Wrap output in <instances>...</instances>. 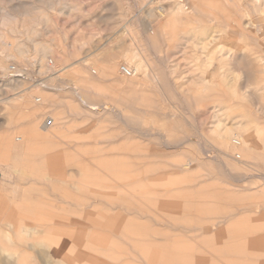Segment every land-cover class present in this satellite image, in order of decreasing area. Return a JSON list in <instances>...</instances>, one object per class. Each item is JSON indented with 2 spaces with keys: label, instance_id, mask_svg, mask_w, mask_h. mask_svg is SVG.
<instances>
[{
  "label": "rangeland",
  "instance_id": "obj_1",
  "mask_svg": "<svg viewBox=\"0 0 264 264\" xmlns=\"http://www.w3.org/2000/svg\"><path fill=\"white\" fill-rule=\"evenodd\" d=\"M51 1H53L56 4L55 6L57 9H59V8L63 9L64 6H69V7H71V9H70L71 11L68 10V12L66 11V13H65V12H58L56 10H51L53 12H51L49 10V12H48V10H47V14L50 17L49 20L51 22L48 20L47 24L43 23V24H40L41 26L40 25L36 26L37 27L36 28L37 34L31 36L34 39L38 40L39 42L46 43L47 45H49L51 47V52L48 55L45 63L47 64L48 61L52 60L53 64H51V63L50 64L53 68L48 69V72L45 71V73H44L43 71L39 70V62H38L37 57H35L36 56L35 49H34L33 45L30 44L29 41L27 40V39H29V36H30L27 34V31L29 29H31V27L33 26L32 19H30V18L25 19V18L18 16L19 17L18 20L15 21L12 25L8 26V28H7V26H4L3 23L1 22V11L4 9L6 11H9L11 13L13 12V14H15V12L17 11L16 8H18V7L21 8V7L26 6V5H27L26 7H30L33 5H35V6H41L42 5V7L45 8L44 1L43 0L42 1L41 0H0V35L3 34V32L7 33L8 39L10 41H12L13 43H15L16 40H18V41L22 40L21 42L28 44V49H29V51L23 57L19 56L18 53H16L14 50H12L16 59H10V58H8L7 48L3 47V46L0 47V186H2V187H0V202L5 201V203H3L5 205V207H4L5 209L2 208V210L0 212V229H1L0 230V251H1L0 254L2 253L0 255V260L2 261V258H3V262L0 261L1 262L0 264H2V263L3 264L4 263L10 264L11 262H12V264H15V263L18 264L16 258H18L19 256H16V255H19V254H16V253L20 249H21V251H26L29 253L30 260H29V263H27V264H43L42 261L44 263H45V261H47L45 264H48V262H50V264H53V263L58 264V262H60L59 264H76V262H74V261H68L67 259H65L64 255L55 254L54 247L52 248V246H49L50 247L49 248L50 251H49L48 246L45 245L44 247H41L42 244L37 245V244H39V242L40 243L42 242L44 245L45 240L42 239L43 237H41V235L37 236L38 234L35 232L34 226L35 227H37L39 225H42V226L45 225L46 227L47 226H55V225H57L55 227H58L60 225H61V227L67 226V224H65L63 222V218L67 217L66 214H63L64 213V210H63L64 205L61 204V201L59 202V200H57L58 198L55 197L57 195H60L61 190L63 192L64 189H68V190L72 189V190H75L76 194H77V192H78L77 190L79 189L80 191L82 190L83 193L85 192V193L89 194L90 192L94 193L92 187L96 183V180H97L96 184L98 186V189H100V190H102L101 188H103V187H101V186H103V185L109 186L111 184L116 183L115 178L113 180L114 182H112L111 178H110V181L108 180V178H106L105 173H104L105 168H106L105 166H101L102 168H99L96 171L97 174L92 172V173H90L91 175L87 174V176L83 177V176L74 175V171H78V169H80V168H90V167H84L85 165H82V166L81 165L80 166L65 165V166H67L66 167L67 169H71L70 173L72 172L71 175H73V176L66 175V180H68V179L69 180L66 184H64L63 182H61V181H63L61 174L63 172H65V169H66L64 166H61V168H59L60 167V165H59V167L55 166L52 169V167H48L47 165L44 166L42 163H38V162L43 161L41 159L40 154H44V152H45V154L48 153L49 151L54 152L55 155L58 156L57 157L58 159L61 156H63V157L66 156L65 153H66V151H69V149L66 150L64 148V146L68 147V148L73 147L75 145L74 140L77 137H79L80 138L79 141L83 143L82 150L80 151L81 155H82L81 157H82L83 162H86V160H87L88 162L92 161V162L105 163L106 164L107 162L113 161L114 164H118L117 166H115V165L112 166L115 169V175H116L115 177L118 178V181L119 180L121 181L122 179H124V177L129 173L128 172L129 169H132L131 173H137L136 171H139V170L143 171L144 170L143 168H145L144 172H147V174L149 175V177L144 176L145 182L150 187V189L153 190V183L150 182V181H152L151 178H153V177L157 178L158 177L157 183H159V184H157V192H159V193H157V196L159 198L157 197L158 198L157 200H158V203L161 200L160 204H158V203L155 204L153 202H152V204H150L149 202H145L143 204V207H139L135 203L129 204L130 206L134 207L133 209L135 211L139 212L141 210L140 213L144 214V218H145V216H148L151 214L152 216H154L157 219V222H154L152 220H146L143 222L139 220V222H137V224L140 227L149 228V229L144 228V229H146L147 240H153L154 235H157V241L160 242L162 240H166L165 238H167V237H164L163 234L168 233L169 235H168L167 240H170L171 237H172V239L173 238L175 239V237L178 236L179 238L184 237V239L186 237L187 241L190 238V240H189L190 242L194 241L195 243H199L202 240H207V237L202 236L203 233L204 234H205V232L207 234L211 233L210 234L211 238L215 237V239H213L214 241L212 240L213 242H215V240H216V242H218L217 240H219V242H221V243L224 242V245H219V246L210 245L211 246L210 248L211 249L213 248L215 250L213 253H210V255L205 254L203 256H198L200 258H205V260L208 261L207 262L208 264H264V210H262V209H264V124H262L264 122V115L261 114L257 108V107L261 106L264 109V106H263L264 105L263 104L264 103V94L259 95L261 100H258V99L244 100L240 96L236 95V93L235 94L233 93L234 92L233 89L238 90L239 87L240 88L242 87L243 83L242 82L240 84L235 83L237 86L234 84L227 85L226 83H224L223 77L221 78V76H222V74H221L222 69H220L221 64L216 63L217 60L214 61V63L216 65L213 64L212 67H210L211 69H208V68L202 66V64H201L202 62L199 63L200 65L196 64V62L194 61L195 56H196L194 53L195 52L194 49L190 48L187 45L188 42L187 43L184 42L188 39V37L186 39L183 38V40L180 38L181 34L183 32L185 35L182 34V37L183 36L185 37L187 34L186 33L187 31L185 29L183 31V28L185 25H187V24L189 25V26L188 25L185 26L186 29H188L187 27L191 28L190 27L191 24H189L188 21L183 20L182 22L175 25V27H177V34H178V32H179V34L182 32L180 34V37H179V34L174 35V33H176V28H173V26H172L173 30L172 29L168 30V31L163 30L168 35L164 34L165 32H162V30H161V34L159 35V37L160 36L161 37L158 39L159 42L161 40V42H160L161 45L159 42H157V40H156L157 36L156 35H155L156 39H154V41L152 43H148L149 42L148 37H147L148 32L153 30V31H155V33H157V27L159 25H162V27H163V25L165 24V21L168 20V18L158 17V18H153L154 20L153 19H151V20L147 19L143 15V13L146 11L145 9H147L149 7H151V8L152 7L153 8L158 7L157 8L158 9L157 12H158L160 10L159 7H161L162 5H163L162 7H166V8L170 7L171 5H172L171 7H175L176 4L179 3L178 2L179 0H171V1L167 0L168 2L166 0H143V1L142 0H57V2H56V0H51ZM57 3H58V5H57ZM61 9H59V10H61ZM59 13H62V14H59ZM199 20L205 24L206 19H204V17H199ZM155 21H157V22L155 23ZM148 22H149V24H147ZM145 23H146V26H145ZM143 26H145V29L143 28ZM182 26H183V28H181ZM195 26H197V25H195ZM149 27L152 29H149ZM125 28H128L129 32H124ZM11 29H14L16 31V33H14V34L10 33ZM147 29H149V31ZM180 29L182 31H180ZM120 31H122V32H120ZM171 31H174L173 35H171L172 34ZM132 32H133V35L131 36ZM143 33H146V34H143ZM164 35H166V36H164ZM169 35H171V36H169ZM37 36H38V38H37ZM139 36H141V37H139ZM177 37L180 39H178ZM164 38H166V41ZM174 38L176 40H174ZM177 39L179 40V42H176L178 44L175 45L177 47H175V46L170 47V48H172V49H170L168 45L171 46L174 41H177ZM134 40H136V42ZM167 40H169V43ZM170 40H172V41H170ZM128 41L130 42V44L128 43ZM142 41H144V42H142ZM165 42H166V44H165ZM149 44L152 48L149 46ZM152 44H153V46H152ZM167 47L169 48V51H170L169 53H168ZM186 47H187V49H191V50L186 51V49H184ZM142 48H144V49L142 50ZM133 49L144 54V56L147 59L146 60V66H147L148 72L150 74L149 77H147L148 80H147V78H145L143 76V74L141 72H140V74H139V72H137V73L135 72L134 63L131 62L130 58L126 56V53H129V51H131ZM174 49L178 53H174L175 52ZM178 49H179V51H177ZM180 49H181V51H180ZM182 49L185 50L184 52H186V53L183 54ZM145 53H147V54H145ZM187 53H189V54H187ZM173 54H175V56ZM191 54H192V56H194L192 60L189 58V57L192 58ZM86 55H88V56H86ZM180 55H183V56L185 55L184 57H187L186 55H190V56L183 59L184 57L183 56L180 57ZM158 56H159V58H166V60L164 61V59H159ZM167 56H169L168 57L169 59L167 58ZM200 56L206 57L207 54L204 53ZM34 57H35V59H34ZM149 57H150V59H149ZM157 58L159 59V61H157L158 60ZM170 59L171 60L176 59V60L171 61ZM85 61H87V62H85ZM182 61L183 62L186 61V62L182 63ZM188 61L190 64L188 63ZM191 61H193V62L191 63ZM159 62L161 63V66H159V64H160ZM164 62L166 64H164ZM186 63L188 65H186ZM169 64H171V65H169ZM192 64H194L195 66ZM173 65L176 67H174ZM47 66H48V64H47ZM121 66H127L128 68H130L133 71V76L130 78L124 77L120 73V67ZM163 66H165V68ZM166 66H167V69H166ZM171 66H173V67H171ZM192 66H194V67H192ZM216 66H218V67H216ZM11 67H15V70L14 69L13 70L8 69ZM100 67L104 68L103 72L99 71ZM160 67L161 68L163 67L162 70H164L165 72L161 71ZM185 67H187V68L192 67V68H189L191 71L189 69H186ZM156 68L159 70H157ZM172 68L175 70V72H177V74H179V73L180 74L183 73V74H181V75L179 74L181 77L178 76L177 79L174 76H173L174 78L172 76H170V78L172 80V81H170L168 74L170 75V72L173 71ZM177 68H178V70H176ZM213 68H215V69H213ZM217 68H219V69H217ZM2 69H4V70H2ZM5 69L8 71H5ZM168 69L170 70V72L167 73ZM205 69H207V70H205ZM216 69H217V71H216ZM91 70H97L98 75L92 74L93 71H91ZM211 70H213V71L211 72ZM189 71L191 72L190 74H188ZM215 71H216V73L214 74ZM42 72H43V74H41ZM109 72H111V73L108 75ZM162 72H163V74H162ZM194 72L195 73L197 72L196 75ZM100 73H101V77L97 78V76H100ZM206 73H207V75H203ZM165 74H167V76H168L167 79H166ZM191 74L192 75L194 74L193 77H195V78L205 77V76L207 78H210V80L213 83V87L215 85L214 89H215L216 93L219 92V94H221V93L225 92V94L227 95L226 99L224 100V103L221 101H218V100L211 101L208 98L209 92L204 90L205 87L203 84H201V86L199 87V91H197L198 93L196 95H197L198 99H197V97H193V95H194L193 92H186V91H188V89H190L192 87L190 84H188V82L186 83V81H188L186 77H188ZM17 75H20V77H15ZM162 75H165V76H162ZM213 75H215V76H213ZM157 76L160 77V81H157V79H156ZM183 76L186 79H183ZM108 78H110V79H108ZM111 78H113V79H111ZM162 78H165V79H162ZM178 79H180V80H178ZM241 79L242 80H240V81H243V76ZM166 80L167 81L169 80L170 84H168V82ZM176 80H177V82H176ZM12 81H14V82L19 81L21 83L20 89H17L18 91L17 90L12 91V89L9 87V85L12 83ZM87 81H89V82H87ZM180 81H181L182 85H179V84H181ZM216 81L219 82V83L218 82L217 83L220 86L217 83H215ZM121 82H122V84H121ZM136 82H138V83H136ZM151 83H152L153 87L151 86ZM183 83H185V84L183 85ZM90 84H92L93 87ZM119 84H121V85H119ZM167 84L169 86H167ZM174 84L176 87L173 88ZM133 85L134 86L136 85V86L134 87ZM165 85L169 89H167V87ZM232 85L234 86L233 88L231 87ZM75 86H77V87H75ZM94 86L97 87L96 90H94ZM185 86H187V87H185ZM78 87H80V88H78ZM125 87H127V88H125ZM183 87H185V90L186 89L187 90L185 91ZM75 88L77 91L75 90ZM84 88H86V89H84ZM91 88L93 89L92 91L90 90ZM143 88L145 90H143ZM147 88H149V89H147ZM240 88H239V92H240ZM79 89L81 90V92ZM56 90H59V91H56ZM147 90H149V91L147 92ZM178 90H179V92H178ZM37 91H40V92H37ZM143 91H145V92H143ZM230 91H232V93H230ZM75 92L80 93V94L84 93V95L90 100L94 99L93 101L92 100L90 101L91 103H101L103 101L104 102H106V101L113 102V104L118 105L120 107L119 108L120 111H122V113L125 114L127 118L123 117L122 121H124V123H122L121 119H119L117 117H115L117 119L116 120L111 115L104 116L100 112L98 114H96L95 111H91V109H88V106H85L78 99L77 94L75 96ZM183 92H184V94H183ZM185 92H186V94H188L187 98H186ZM54 93H56V94L54 95ZM203 93H206L207 95L205 94V96H204ZM33 94H34V96H33ZM239 94H242V93H239ZM43 95L48 97V99L50 101V102H48L49 105L47 104V106H44V107H41L40 104H42V103H40L38 105H40V109H42L44 111V114H46L47 116L46 115L45 116L38 115V114L42 113V111L40 110V112L38 111V113H37L35 111V107H34V106H36L35 105L36 104L35 103V97L37 98V97H41ZM137 97L138 98L144 97L146 100L144 103L145 113L151 114V116L147 115V118L145 117L146 119H144L141 115V112H139L135 108L138 105V103L136 101H134V98H137ZM233 97H235V98H233ZM29 98H30V101H29ZM109 98H110V100H109ZM181 98H184V99H181ZM188 98H189V100H188ZM228 98H230V99H228ZM236 98H238V99H236ZM132 99H133V101H132ZM190 99H192V100H190ZM95 100H96V102H95ZM97 100L99 102H97ZM193 100H195V101H193ZM242 100H243V102H242ZM23 101L25 103H21ZM118 101H119V103H117ZM244 102H245V104H242ZM26 103H27V105H26ZM28 103H29V106H28ZM60 103H62V104L60 105ZM238 103H239V106L237 105ZM240 103L242 104V106L240 105ZM51 104H54L55 106H53ZM58 104H59V106H58ZM32 105H34V106H32ZM223 105H229L230 109L228 110V112L230 113V115L232 117H235V118L237 117V119H239V120H244L243 118L245 117L246 121L249 119V120H251L250 122H252V123H253V121L254 122L257 121L259 123L256 125L257 127H259L261 129L260 141L258 142L259 148H256L254 150V153H253L254 157H252V159H250L251 162L249 160H248L249 162L247 160L243 161L244 164L246 163L245 165L242 162L240 163L239 161H234V162H232L231 160L229 161V159L227 158V155L224 152H222V150H221L222 146L219 142V139L210 132L209 127L211 125L209 126V124L212 122L211 112L212 113H213V111L218 112V110L221 108V106L223 107ZM24 106H26V107H24ZM140 106H141V103H140ZM157 106H158V108H157ZM78 107H80V108L77 109ZM141 107L143 108V106H141ZM233 107L235 110L233 109ZM237 107H240V108H237ZM241 107L244 108V111L241 110V109H243ZM159 108H160V110H161L160 112L162 114L159 113ZM162 108H163V110H162ZM211 108H213V109H211ZM50 109H52V110L50 111ZM246 109L248 110V113H247ZM250 109L253 110L252 111L253 114L251 113ZM127 110L130 113H128ZM236 110H237V112H236ZM238 111H239V113H238ZM47 112H49V113H47ZM85 112L88 114V116L85 114ZM244 112H246V114ZM153 113H155V114H153ZM50 114H52V116ZM128 114L132 117V119L134 121L131 120V117L128 116ZM248 114H252V115L257 114L255 116V117H257V119L253 116H248ZM63 115H66V116H64V119H63ZM48 116L54 120V127L49 129V133L51 134V132H54L55 133L54 135H50L49 133H45L46 131L42 130V126L45 123V121L47 120ZM55 116H57L58 120L55 118ZM133 116H135V118ZM144 116H146V115H144ZM154 116H155V118H154ZM240 116H241V119H240ZM98 117H99V119H98ZM250 117H252V118H250ZM60 118H61V120H60ZM83 118L85 119V121ZM86 118H88V119L86 120ZM62 119L63 120L66 119L67 122L63 121ZM93 119H94V122H93ZM100 119L101 120L105 119V120L101 121ZM28 120H30V121H28ZM59 120L61 122H59ZM88 120H90V121H88ZM7 121L9 122V124ZM149 121H150V123H149ZM3 122H4V125H3ZM37 122H39V123H37ZM132 123H133V126H132ZM135 123L137 124V126ZM146 124H149V126ZM62 125L63 126L66 125V126H64V128H63ZM69 125H71V126H69ZM154 125L156 126L157 129L155 128ZM60 126H62V127H60ZM146 126H148V127H146ZM252 126H253L252 127L253 129L256 127L255 124H253ZM198 127H201L202 130L199 128L201 131H198L199 130ZM59 128H60V130H59ZM144 128L149 129V130L148 129L145 130L146 131L145 136L142 134L144 132ZM158 128H160V129H158ZM166 128L167 129L169 128L172 131H170V130L167 131ZM172 128H174V130ZM205 129L209 130V132ZM100 130H101V132H100ZM125 130H128L130 133L125 131ZM204 130H205V132H204ZM79 131L81 132V134L80 133L77 134V132H79ZM140 131L142 133H140ZM40 132H42V133H40ZM43 132H44V134H46L45 135L46 137H44ZM132 132H134V133L132 134ZM136 132L139 133L140 137L138 136V133H136ZM29 133L31 136V137L29 136L30 141L31 140L35 141V144H34V142L31 141L30 145H29V149H32L31 148L32 143L35 146V147L33 146V150H34L33 152L34 153H32L31 150H30L31 152H29L28 151L29 149H26V147L21 148L18 151H11L9 149L8 142L10 141V139L14 140L15 136H16V138H17V136L27 137L29 135ZM62 133H64V134H62ZM104 133H105V135H104ZM121 133L123 135H121ZM187 133L190 134L191 136L188 135ZM118 135H121V136H119V137H121V139H119ZM128 135L130 136V140H129ZM159 135H161V136H159ZM10 136H12V137H10ZM50 136H51V138H50ZM114 136L117 137L116 140H114L115 139V138H113ZM164 136L167 138H165ZM48 137L50 139H48ZM133 137L134 138L136 137V138L134 139ZM153 137H154V139H153ZM193 137H194V139H192ZM102 138H103V140H102ZM108 138H110L109 141H112V142L107 141ZM58 139H59V141H58ZM97 139H99V140H97ZM111 139H113V140H111ZM149 139H150V141H149ZM181 139H183V140H181ZM50 140H51L52 144L49 142ZM124 140H126V141L124 142ZM175 140H177V141H175ZM189 140L191 141V143H189L190 142ZM55 141H58V142H55ZM114 141H116V142L114 143ZM173 141H175L176 143ZM186 141L189 144H187V143L183 144ZM105 142H106V144H105ZM127 142H129L130 144ZM172 142H173V144L174 143L175 144L171 145ZM196 142H197V144H196ZM262 142H263V144H262ZM18 143L19 142H15V144H17V145L22 144V143H19V144ZM46 143L51 144L52 147H55L54 148L55 150L52 149L54 151H52V150L48 151L47 150L48 144H46ZM101 143H103V144H101ZM217 144H218L219 148L217 147ZM42 145L44 146V148ZM90 145H92L91 147H93V146H95V147L99 146V147L90 149L89 148ZM117 145H119V146H117ZM177 145H178V147H177ZM181 145H183L184 147H181ZM38 146H40V147H38ZM57 146H59V149L58 148L56 149ZM139 146L141 148H139ZM199 146H201V147H199ZM83 147H87V148H83ZM142 147H144V148H142ZM37 148H41L40 149L41 151L39 149H38V152L35 151V150H37ZM126 148H128V150ZM200 148H202V149H200ZM22 149H24V150H22ZM106 149H108V150H106ZM136 149L138 151H135ZM139 149L142 151L139 152L140 151ZM219 149L221 151H219ZM99 150H101V151L103 150L101 154H99V152H100ZM152 150H154V151H152ZM204 150H205V152L207 151L208 154L207 153L205 154ZM156 151H157V153H156ZM35 152H37L36 153L37 157H35L36 156ZM59 152H61L60 155H59ZM69 152L70 153H68V154L72 155V153H73L72 150H70ZM27 153H30V155L29 154L27 155ZM197 154H199L200 156ZM204 154L206 156L207 155L208 156L205 157ZM31 155H33V156H31ZM106 155L107 156L109 155V157H105ZM114 155H117V156L115 157ZM118 155L119 156L120 155H123V156L127 155L130 158H131V156H134L131 159V160H133V162H131L129 157H119ZM73 156H75V155H73ZM145 156L149 157V158L151 157V159H149V158L146 159ZM63 157H61V158L63 159ZM66 157H64V158H66ZM100 157H101V160L98 159ZM212 157L217 158L218 162L210 160V158H212ZM141 158H143V159H141ZM189 158H191V159L189 160ZM70 159L73 160V157L70 156ZM107 159H109V160H107ZM192 159L193 160H200V163L196 164V166L198 167L200 164H202L200 166L203 168H201L199 166L197 168V170H195V172L192 173L193 175H188V176L187 175H181V176L174 175L175 173H174L173 168H176L177 166L182 165V164H186L189 161H191ZM143 160L144 161L147 160V161L144 162ZM62 161L66 162L67 158L65 160H62ZM223 161L225 163H228L230 165L231 169L225 168V166H223L225 164ZM31 162H32V164L34 162L35 165L33 164V166H35V167L31 166L32 165ZM123 162L125 164H127V163L129 164L128 166H126L127 168L123 165ZM136 162H138L139 164L137 163L136 166H131V164L133 165ZM208 162H210L209 167H208V164H209ZM149 163H152L153 165L155 164V166H153L152 164L149 165ZM140 164H142V165L144 164V165L142 166ZM158 164H160L159 166H161L163 164V166H161V168H160L158 166ZM167 164L170 165V167ZM39 166H41V169ZM149 166H150V169H149ZM172 166H174V167L171 168ZM44 167L45 168L48 167L49 170L47 171L46 170L47 168L44 169ZM62 167H64V168H62ZM103 167H105V168H103ZM30 169H31V171H30ZM42 169H44V171ZM123 169H125V170H123ZM16 170H18V171H16ZM38 170L40 173H42V171H43L44 176L42 175L43 173L40 174L38 172ZM119 170H120V173H119ZM150 170L152 171L151 173H150ZM54 171H56V172L54 173ZM121 171H123L124 173ZM148 171H149V173H148ZM166 171H168V173ZM18 172H19V174H18ZM35 172H37L39 176ZM162 172H165V173H162ZM207 172H208V174H207ZM46 173H47V176H45ZM100 173H102V175ZM121 173H123V174H121ZM209 173H211V174H209ZM48 174H50V177ZM150 174H152V175L150 176ZM30 176H31V180H33V178L34 179L38 178L37 181L41 182V184L38 182L32 183V181H29ZM102 176H104V177H102ZM215 176L217 177L216 179H215ZM40 177L41 178L44 177V178H42L44 180H41ZM136 177L138 178V175L132 176L131 174H129V177L127 180L128 181H130V180L134 181L135 179L137 180ZM147 177L150 178V181H148ZM27 178H29V180ZM51 178L52 179L54 178V180H52ZM101 178H102V180H101ZM190 178H191V180H190ZM57 179H58V181H57ZM79 179H81V181ZM210 179H212L213 181ZM27 180L29 181V183H26ZM47 180H49L48 184H45V182L47 183ZM50 180L53 182H50ZM59 180H60V182H59ZM70 180L73 182H71ZM217 180H219V181H217ZM239 180H241V183H239L240 182ZM75 181H78V182L76 183ZM82 181H85L83 183L86 184L87 186H90V187L81 185L80 183H82ZM158 181H160V182H158ZM90 182L93 185H90L91 184ZM98 182H100V184H101L100 186H99ZM206 182H207V184H206ZM210 183H212V185H215V187L219 186L220 184L221 185L217 188L218 190L216 189L217 190L216 191L215 189H210V187H212V188L214 187ZM37 184H38V186H36ZM52 184L56 185V187H54L55 190L53 189V186H51ZM208 184H210V185H208ZM202 185L203 186L205 185V186L203 187ZM226 185H227V187H225ZM43 186H46V187H43ZM41 187L45 188V191ZM188 187L189 188L192 187V190L188 189ZM239 187H241V188L239 189ZM203 188H205V189H203ZM41 189H43V190H41ZM177 189H178V191H177ZM185 189L189 192L185 193L186 192ZM219 189H221V190H219ZM35 190H36V193H38V194H34ZM103 190H105V189L103 188ZM201 190H203L204 192ZM209 190H210V192H208ZM211 190L212 191L214 190V192H212ZM249 190H251V191H249ZM31 191H33V192H31ZM49 191H50V193H52V192L53 193L50 194ZM55 191H57V192H55ZM112 191H115V192H112L111 194H109L107 196V198L109 197V199H104L103 206L101 208H99V210H102L101 216L102 215L108 216V214H112V215L117 214V213H119L118 211H125L126 209H128V204H127L128 199H126L124 192L122 194L121 191H116L115 189L114 190L112 189ZM161 191H162V193H161ZM218 191H220V192H218ZM226 191L228 194L225 193ZM47 192H48L49 197H48V195H46ZM54 192L56 194L58 192H60V193L55 195ZM39 193H40V195H39ZM78 193L80 194V192H78ZM209 193L211 196L209 195ZM232 193H234L236 195H234ZM41 194H43V195H41ZM84 194H82V195H84ZM199 194H201V195H199ZM203 194H205V195L208 194V196L211 198V200H209V202H207L206 200L208 199V196L205 197ZM221 194H226L228 196H226V195L222 196ZM110 195H112V196H110ZM224 196H226L227 199ZM47 197H48V199L45 200ZM122 197H124V198H122ZM212 197H214L215 199L212 200L213 199ZM217 197L221 198V200L223 198L224 201H221ZM53 198H56L55 200L57 201V203L56 202L54 203L55 205L53 207V208H57L56 211H54L53 209H50L48 207L49 204L51 205V203H53L52 202ZM202 198H204V199L202 200ZM49 199H50L51 203L49 202ZM122 199H123V201H122ZM163 199H166V200H163ZM216 199H219L217 201L218 204H216L217 203ZM37 200L38 201L40 200V201L36 202ZM108 201L113 202V212H110V213H107V210L110 209V207L109 208L107 207L110 205L106 204V203H108ZM168 201L169 202L171 201L173 203H177V205H179L178 206L179 210L177 213L170 214L167 216V215L162 214L163 209L161 206H163L164 202H168ZM193 201L195 203H193ZM212 201L214 203H213L212 207L209 208L208 206H211L210 203H212ZM45 202H46V205H45ZM122 202L124 203V205ZM119 204H121V205H119ZM190 204H193V213H194L193 221L190 220L189 215L187 214L188 205H190ZM202 204H203V206H202ZM214 204L218 205V207L215 206ZM35 205H36V207H35ZM117 205L121 206V207H118ZM144 206L146 208H144ZM155 206H156V209H155ZM233 207H234V209H231ZM34 208H35V212H32V213L29 212L31 210H34ZM117 208H119V209L116 210ZM214 208H216V210ZM114 209H115V211H114ZM3 210L5 212H2ZM51 210H53V212ZM103 211H104V213H103ZM49 212L51 213V215H49ZM212 212H214V213H212ZM254 212H257L258 214L254 213ZM120 213H122V212H120ZM246 213H247V215H246ZM249 213H251L252 215ZM47 214H48V216H47ZM33 215L35 218H34V222L32 223L29 221L30 219L28 220V218L33 217ZM230 215L233 218L229 217ZM50 216H52L56 220V223H53L52 221L51 222L48 221V218ZM171 216H174V217H171ZM238 216H239V218H238ZM40 217L44 221L42 220V222H41ZM59 217L62 219V222L59 221ZM70 217H72V216H70ZM181 217H185V218L183 219ZM227 217H229L231 220L238 218L239 220H241L244 223V225L241 226V228L235 227L233 229H230V228H232V226L228 225L227 223H224L222 225H219L218 227H215V229H216L215 230L213 227L215 220L222 219V218L225 219ZM25 218H27V219H25ZM142 218L138 217V219H142ZM169 218L170 219L174 218V219L170 220ZM200 218H202V219L200 220ZM186 219H187V221H185ZM18 220H20V221H18ZM26 220L29 221L30 225L25 224ZM172 220H174V221H172ZM207 220H209V221H207ZM211 221H213V222H211ZM165 222H167V223H165ZM179 222H181V223H179ZM52 224H55V225H52ZM166 224L168 226H166ZM10 225H11V227H10ZM17 225L24 227V228H22L21 232H20V230H21L20 228H18L19 230L18 229L15 230V226H17ZM69 225L72 226V228H76V227L80 226L81 223L79 224V223L75 222L74 225L72 223H69ZM20 226H18V227H20ZM82 226H84V225H81L79 227L81 230H83L81 228ZM155 226H157V227H155ZM208 226L210 227L209 230L204 231V228H206ZM6 228H7V230H6ZM9 228H10V230L11 229H13V230L10 231ZM32 228H34V229H32ZM199 228H200V230L198 232ZM173 229H174V231H173ZM23 231L25 232V234ZM27 231H28V233H27ZM147 231H149V232L151 231L153 233L148 232L149 235H147L148 234ZM175 231L177 232V234ZM185 232L188 234L186 235ZM3 233H4V235H3ZM12 233H13V235H12ZM56 233H57V231H56ZM219 233H220V235L218 237H216V235ZM6 234L8 236H12L14 238H10L8 236H5ZM45 234H48V233L45 232ZM49 235H53V232L50 231ZM151 235H152V238H151ZM20 237H21V239L23 237V240L25 238V241L28 240L29 242L33 243V245H31L28 241H27L28 243L25 241L23 242L21 240H20L21 241L20 242L18 240V239H20ZM160 237H162V238L159 239ZM73 238H74V236H73ZM36 239H38V240H36ZM31 240H33V242ZM34 240L36 241V243L34 242ZM74 240H75V238H74ZM17 243H18V245H17ZM26 244H27V246H26ZM23 247L25 248V250ZM27 247H30L31 249L27 248ZM36 247L39 250H35V249H37ZM235 247H236V249H238V247H241L242 252L240 253L239 251H236L237 252L236 253ZM123 248H125V246ZM196 248L199 251H201L199 249L200 246H197ZM259 250H261V251H259ZM5 251H7V252H5ZM10 251H12V252H10ZM40 251H41V253H40ZM47 252H50L51 254L50 253L48 254ZM4 254H5V256H4ZM41 254L43 256H41ZM227 254H228V256H226ZM8 255H9V257L11 256V258H9ZM50 255H51V257H49ZM47 256L49 257L48 260H47V258H48ZM12 257L15 259V261ZM232 257H234L235 259ZM5 258L7 259L6 260L7 262L4 260ZM45 258H46V260H45ZM9 259L10 260L12 259V261H9ZM51 259H52V261H50ZM180 259H182V258H180ZM177 260H179V259H177Z\"/></svg>",
  "mask_w": 264,
  "mask_h": 264
},
{
  "label": "bare ground",
  "instance_id": "obj_2",
  "mask_svg": "<svg viewBox=\"0 0 264 264\" xmlns=\"http://www.w3.org/2000/svg\"><path fill=\"white\" fill-rule=\"evenodd\" d=\"M42 1V0H41ZM44 1V4H45V8L44 7H42V5L41 6H35V5H33V6H30V7H26V6H23V7H18V8H16L17 9V11L15 12V14H13V12L11 13V12H9V11H6L5 9L4 10H2L1 11V22L3 23V25L4 26H7V28H8V26H10V25H12L15 21H17L18 20V18L19 17H22V18H30V19H32V21H33V26L31 27V29H29L28 31H27V34L28 35H30L29 36V39H27L28 41H29V43L30 44H32L33 45V47H34V49H35V54H36V56L35 57H37V59H38V62H39V70H41V71H43L44 73H45V71H47L48 72V69H52L53 67L51 66V64H53V62H52V60L51 61H48L47 62V64H48V66H47V64L45 63V61L47 60V57H48V55L50 54V52H51V47L49 46V45H47L46 43H43V42H39L38 40H36V39H34L33 37H31L32 35H35V34H37L36 33V26H38V25H40V24H43V23H48V20H49V15L47 14V10H48V12H49V10L51 11V10H56V11H58V12H65L66 13V11L68 12V10L69 11H71L70 9H71V7H69V6H64V8L63 9H61V8H59V9H61V10H59V9H57L56 8V4L53 2V1H51V0H43ZM143 1V0H142ZM141 1V2H142ZM167 1V0H166ZM168 1H171V0H168ZM167 1V2H168ZM30 2V1H29ZM56 2H57V0H56ZM157 2V1H156ZM179 3H177L176 4V6L175 7H171L170 5V7H168V8H166V7H159L160 8V10L157 12V8H151V7H149V8H147V9H145L146 11L143 13V15L147 18V19H153V18H158V17H166V18H168V20H166L165 21V24L163 25V27H162V25H159L158 27H157V33H155V31H153V30H151V31H149V29H152V28H150L149 27V29H147L149 32H148V35H147V37H148V43H152L153 41H154V39H156L155 37L157 36V42H159L158 41V39L161 37H159V35L161 34V30H162V32H165V31H168V30H171L172 29V26H173V28H176V33H174V35H178L179 34V32H178V34H177V27H175V25L176 24H178V23H180V22H182L183 20H185V21H188L189 22V24H191L190 25V27L191 28H189V27H187L188 29H186V27L185 26H187V25H185L184 26V28H183V26L181 27V28H183V31H184V29L187 31L186 33V36L184 37H182V34L183 35H185L184 34V32L181 34V37H180V34H179V37L183 40V38L184 39H186L187 37H188V39L186 40V41H184V42H188V46L190 47V48H193L194 49V53H195V62H196V64H199V63H201L202 64V66H204V67H206V68H208V69H211L210 67H212V65L213 64H215L214 63V61H216V63H220L221 65H220V69H222V76H221V78L223 77V81H224V83H226L227 85H230V84H234V85H236L235 83H238V84H240L241 82L243 83L242 84V87L240 88L239 86V88H240V92H239V88H238V90L237 89H233V93L235 94L236 93V95H238V96H240L241 98H243L244 100H255V99H258V100H261L260 99V96L259 95H263L264 94V0H179L178 1ZM155 3V2H154ZM162 3V2H161ZM140 4V3H139ZM57 5H58V3H57ZM142 5V4H141ZM166 5V4H165ZM44 6V5H43ZM140 6V5H139ZM140 9V8H139ZM46 10V11H45ZM143 10V9H142ZM141 10V11H142ZM144 11V10H143ZM51 12H53V11H51ZM64 13V14H65ZM50 14V13H49ZM59 14H62V13H59ZM55 15V14H54ZM69 15V14H68ZM19 16V17H18ZM199 17H204V19H206L205 20V24L204 23H202L200 20H199ZM198 18V19H197ZM102 19V18H101ZM127 20V19H126ZM154 20V19H153ZM156 20V19H155ZM158 20V19H157ZM50 21V20H49ZM110 21V20H109ZM114 21V20H113ZM159 21V20H158ZM200 21V22H199ZM51 22V21H50ZM53 22V21H52ZM157 21H155V23H156ZM191 22V23H190ZM193 22V23H192ZM144 24V23H143ZM147 24H149V22L147 23ZM153 24V23H152ZM128 25V24H127ZM195 25H197V26H195ZM41 26V25H40ZM132 26V25H131ZM145 26H146V23H145ZM145 26H143V28L145 29ZM179 26V25H178ZM189 26V25H188ZM147 28V27H146ZM163 28V29H162ZM170 28V29H169ZM17 30V29H16ZM123 30V29H122ZM143 30V29H142ZM141 30V31H142ZM163 30H165V31H163ZM173 30V29H172ZM180 31H182L181 29H180ZM120 32H122V31H120ZM119 32V33H120ZM124 32H129V29L128 28H125V30H124ZM144 32V31H143ZM146 32V31H145ZM172 32V34L171 35H173V32L174 31H171ZM10 33H16V31L14 30V29H11L10 30ZM18 33V32H17ZM137 33V32H136ZM143 34H146V33H143ZM164 34H166V35H168L166 32L164 33ZM42 35V34H41ZM40 35V36H41ZM133 35V32L131 33V36ZM156 35V36H155ZM166 35H164V36H166ZM171 35H169V36H171ZM20 36V35H19ZM145 36V35H144ZM168 36V37H169ZM139 37H141V36H139ZM174 37V36H173ZM172 37V38H173ZM176 37V36H175ZM37 38H38V36H37ZM136 38V37H135ZM171 38V39H172ZM178 38V37H177ZM180 38H178V39H180ZM143 39V38H142ZM147 39V38H146ZM165 39V41H166V38H164ZM177 39V41H174L173 42V44L170 46V45H168L169 46V48L170 47H174L176 44H178V43H176V42H179V40ZM174 40H176L175 38H174ZM22 41V40H21ZM21 41H18V40H16V42L15 43H13L12 41H10L9 39H8V37H7V33H4L3 32V34H1L0 35V47L1 46H3V47H6L7 48V52H8V58H10V59H16V57L14 56V54H13V52H12V50H14L16 53H18L19 54V56H24L28 51H29V49H28V44L27 43H24V42H21ZM131 41V40H130ZM135 42H136V40H134ZM168 41V43H169V40H167ZM170 41H172V40H170ZM142 42H144V41H142ZM160 42H161V40H160ZM159 42V43H160ZM128 43L130 44V42L128 41ZM175 43V44H174ZM140 44V43H139ZM143 44V43H142ZM146 44V43H145ZM158 44V43H157ZM165 44H166V42H165ZM160 45H161V43H160ZM148 46V45H147ZM149 46H150V44H149ZM152 46H153V44H152ZM166 46V45H165ZM164 46V47H165ZM187 46V47H188ZM151 47V46H150ZM175 47H177V46H175ZM187 47L186 48H184V49H186V51L187 50H191V49H187ZM132 48V47H131ZM152 48V47H151ZM169 48L167 47V49H168V53L170 52L169 51ZM183 48V47H182ZM144 48H142V50H143ZM162 49V48H161ZM165 49V48H164ZM170 49H172V48H170ZM177 49V48H176ZM192 49V50H193ZM148 50V49H147ZM175 50V49H174ZM183 50V49H182ZM128 51V50H127ZM177 51H179V49L177 50ZM180 51H181V49H180ZM185 50H183V54L184 53H186V52H184ZM165 52V51H164ZM172 53V52H171ZM174 53H178V52H176V50H175V52ZM191 53V52H190ZM204 53H206L207 54V56L205 57H201L200 55H202V54H204ZM145 54H147V53H145ZM187 54H189V53H187ZM162 55V54H161ZM167 55V54H166ZM174 56H175V54H173ZM86 56H88V55H86ZM126 56L127 57H129L130 58V60H131V62H133L134 63V65H135V72L137 73V72H139V74H140V72L143 74V76L145 77V78H147V77H149V72H148V69H147V66H146V57L144 56V54H142V53H140V52H138V51H136L135 49H133V50H131V51H129V53H126ZM181 56H183V55H180V57ZM185 56V55H184ZM183 56V57H184ZM187 57L188 56H190V55H186ZM191 56H192V54H191ZM35 57H34V59H35ZM90 57V56H89ZM161 57V56H160ZM169 56H167V58H168ZM172 57V56H171ZM170 57V58H171ZM187 57H184L183 59H185V58H187ZM193 57L194 56H192V58L191 57H189L191 60L193 59ZM86 58V57H85ZM158 58H159V56H158ZM157 58V59H158ZM174 58V57H173ZM176 58V57H175ZM149 59H150V57H149ZM159 59H164V61L166 60V58H159ZM159 59L157 60V61H159ZM169 59V58H168ZM172 59V58H171ZM170 59V60H171ZM219 59V60H218ZM89 60V59H88ZM176 59H174V60H171V61H175ZM83 61V60H82ZM85 62H87V61H85ZM116 62V61H115ZM114 62V63H115ZM177 62V61H176ZM186 62V61H185ZM185 62H183L182 61V63H185ZM193 61H191V63H192ZM51 63V64H50ZM160 63V62H159ZM172 63V62H171ZM188 63H189V61H188ZM37 64V63H36ZM117 64V63H116ZM164 64H166L165 62H164ZM179 64V63H178ZM177 64V65H178ZM190 64V63H189ZM169 65H171V64H169ZM186 65H188L187 63H186ZM185 65V66H186ZM192 65H194V64H192ZM200 65V64H199ZM216 65V64H215ZM214 65V66H215ZM98 66V65H97ZM110 66V65H109ZM156 66V65H155ZM159 66H161V63L159 64ZM174 66V65H173ZM173 66H171V67H173ZM195 66V65H194ZM194 66H192V67H194ZM213 66V67H214ZM157 67V66H156ZM164 68H165V66H163ZM162 67V68H163ZM174 67H176V66H174ZM192 67H185L186 69H189V68H192ZM203 67V68H204ZM216 67H218V66H216ZM27 68V67H26ZM108 68V67H107ZM155 68V67H154ZM161 68V67H160ZM162 68H161V71H163V72H165L164 70H162ZM169 68V67H168ZM198 68V67H197ZM219 68H217V69H219ZM9 70L11 69V70H15V67H11V68H8ZM93 69V68H92ZM114 69V68H113ZM157 69V68H156ZM166 69H167V66H166ZM170 69V68H169ZM168 69V70H169ZM173 69V68H172ZM196 69V68H195ZM200 69V68H199ZM198 69V70H199ZM213 69H215V68H213ZM217 69H216V71H217ZM2 70H4V69H2ZM109 70V69H108ZM157 70H159V69H157ZM167 70V73L168 72H170V70L168 71ZM176 70H178V68L176 69ZM184 70V69H183ZM190 70V69H189ZM197 70V69H196ZM205 70H207V69H205ZM5 71H8V70H6L5 69ZM40 71V72H41ZM91 71H93V73L92 74H95V75H98V71L97 70H91ZM99 71L100 72H103L104 71V68L103 67H100L99 68ZM111 71V70H110ZM160 71V72H161ZM191 71V70H190ZM189 71V73L188 74H190L191 72ZM195 71V70H194ZM213 70H211V72H212ZM216 71L214 72V74L216 73ZM43 72L41 73V74H43ZM116 72V71H115ZM156 72V71H155ZM159 72V71H158ZM163 72H162V74H163ZM188 72V71H187ZM202 72V71H201ZM21 73V72H20ZM105 73V72H104ZM111 72H109L108 73V75L110 74ZM153 73V72H152ZM157 73V72H156ZM193 73V72H192ZM195 73V72H194ZM197 73V72H196ZM196 73H195V75H196ZM203 73V72H202ZM208 73V72H207ZM207 73L206 74H203V75H207ZM218 73V72H217ZM180 74V73H179ZM179 74H177V72H175V70L173 69V71H171L170 72V75L168 74V76H169V79H170V81H172L171 80V78H170V76H174L176 79H177V77L178 76H180L181 74H183V73H181L180 75ZM199 74V73H198ZM116 75V74H115ZM118 75V74H117ZM166 75V79L168 78V76H167V74H165ZM165 75H162V76H165ZM192 75V74H191ZM191 75H189L188 77H186L187 78V80L188 81H186V83L188 82V84H190L192 87L190 88V89H188V91H186L185 90V87H187V86H185V87H183L184 88V90L186 91V92H193V97H197V91H199V87L201 86V84H203L204 85V87H205V91H207V92H209L208 93V98L211 100V101H216V100H218V101H221V102H223L224 103V100L226 99V97H227V95L225 94V92H223V93H221V94H219V92H217L216 93V91H215V89H214V87H215V85H214V87H213V83H212V81L210 80V78H207L206 76L205 77H198V78H195V77H193V75L191 76ZM218 75V74H217ZM213 76H215V75H213ZM242 76H243V81H240V80H242L241 78H242ZM15 77H20V75H17V76H15ZM96 77V76H95ZM101 77V73H100V76H97V78H100ZM173 77V78H174ZM181 77V76H180ZM116 78V77H115ZM137 78V77H136ZM186 78H184V76H183V79H186ZM108 79H110V78H108ZM111 79H113V78H111ZM139 79V78H138ZM156 79H157V81H160V77H156ZM162 79H165V78H162ZM182 79V80H183ZM217 79V78H216ZM147 80H148V78H147ZM178 80H180V79H178ZM133 81V80H132ZM131 81V82H132ZM144 81V80H143ZM151 81V80H150ZM167 81V80H166ZM185 81V80H184ZM87 82H89V81H87ZM120 82V81H119ZM123 82V81H122ZM122 82H121V84H122ZM130 82V83H131ZM148 82V81H147ZM168 82V84H170V82H169V80L167 81ZM176 82H177V80H176ZM175 82V83H176ZM179 82V81H178ZM183 82V81H182ZM218 81H216L215 83H217ZM95 83V82H94ZM124 83V82H123ZM126 83V82H125ZM135 83V82H134ZM136 83H138V82H136ZM150 83V82H149ZM163 83V82H162ZM172 83V82H171ZM180 83H181V81H180ZM219 83V82H218ZM217 83V84H218ZM121 84H119V85H121ZM167 84V86H169ZM185 83H183V85H184ZM86 85V84H85ZM91 86H92V84H90ZM127 85V84H126ZM145 85V84H144ZM179 85H182V83L181 84H179ZM178 85V86H179ZM219 85V84H218ZM129 86V85H128ZM132 86V85H131ZM134 86V85H133ZM136 86V85H135ZM134 86V87H135ZM151 86H152V83H151ZM150 86V87H151ZM161 86V85H160ZM166 86V85H165ZM166 86V87H167ZM220 86V85H219ZM225 86V85H224ZM237 86V85H236ZM9 87L12 89V91L13 90H17V89H20V87H21V83L19 82V81H16V82H14V81H12V83L9 85ZM23 87V86H22ZM60 87V86H59ZM75 87H77V86H75ZM82 87V86H81ZM89 87V86H88ZM93 87V86H92ZM96 86H94V90H96L97 89V87L95 88ZM138 87V86H137ZM142 87V86H141ZM153 87V86H152ZM163 87V86H162ZM161 87V88H162ZM171 87V86H170ZM174 87H176L175 86V84H174V86H173V88ZM203 87V88H204ZM218 87V86H217ZM216 87V88H217ZM232 88L234 87L233 85L231 86ZM78 88H80V87H78ZM87 88V87H86ZM86 88H84V89H86ZM125 88H127V87H125ZM139 88V87H138ZM165 88V87H164ZM178 88V87H177ZM176 88V89H177ZM189 88V87H188ZM202 88V89H203ZM220 88V87H219ZM226 88V87H225ZM57 89V88H56ZM129 89V88H128ZM147 89H149V88H147ZM163 89V88H162ZM167 89H169L168 87H167ZM175 89V90H176ZM75 90H76V88H75ZM80 90V89H79ZM89 90V89H88ZM91 91L93 90L92 88L90 89ZM143 90H145L144 88H143ZM157 90V89H156ZM182 90V89H181ZM180 90V91H181ZM18 91V90H17ZM56 91H59V90H56ZM77 91V90H76ZM149 90H147V92H148ZM159 91V90H158ZM171 91V90H170ZM27 92V91H26ZM37 92H40V91H37ZM36 92V93H37ZM79 92V91H78ZM80 92H81V90H80ZM143 92H145V91H143ZM178 92H179V90H178ZM186 92H185V94H186ZM141 93V92H140ZM177 93V92H176ZM230 93H232V91H230ZM239 93H242V94H239ZM56 93H54V95H55ZM76 94H77V97H78V99L85 105V106H88V109H91V111H95V113L96 114H98L99 112L100 113H102V115H104V116H109V115H111V116H113L114 118L115 117H117V118H119V119H121V121H122V118L123 117H126V115L125 114H123L122 113V111H120V107L118 106V105H115V104H113V102H108V101H106V102H101V103H91L90 101L92 100H94V99H88L85 95H84V93H76L75 92V96H76ZM132 94V93H131ZM143 94V93H142ZM175 94V93H174ZM180 94V93H179ZM183 94H184V92H183ZM204 94V96H205V94L206 93H203ZM26 95V94H25ZM89 95V94H88ZM87 95V96H88ZM181 95V94H180ZM187 95L188 94H186V98H187ZM207 95V94H206ZM33 96H34V94H33ZM156 96V95H155ZM169 96V95H168ZM182 96V95H181ZM190 96V95H189ZM29 97V96H28ZM31 97V96H30ZM180 97V96H179ZM232 97V96H231ZM20 98V97H19ZM33 98V97H32ZM127 98V97H126ZM138 98V97H137ZM137 98H134V101H136L137 103H138V105L135 107L139 112H141V115H142V117L144 118V119H146L147 118V115L148 116H151V114H146L145 113V110H144V103H145V98L144 97H139L138 99ZM190 98V97H189ZM189 98H188V100H189ZM192 98V97H191ZM233 98H235V97H233ZM107 99V98H106ZM181 99H184V98H181ZM197 99H198V97H197ZM228 99H230V98H228ZM236 99H238V98H236ZM34 100V99H33ZM109 100H110V98H109ZM130 100V99H129ZM190 100H192V99H190ZM18 101V100H17ZM29 101H30V98H29ZM126 101V100H125ZM132 101H133V99H132ZM193 101H195V100H193ZM217 101V102H218ZM237 101V100H236ZM13 102V101H12ZM33 102V101H32ZM48 102H50L49 101V99H48V97L47 96H45V95H43V96H41V97H35V105L36 106H34V105H32V106H34L35 107V111L38 113V111L40 112V110L42 111V113H40V114H38V115H40V116H45L46 114H44V111L42 110V109H40V105H41V107H44V106H47V104L49 105V103ZM95 102H96V100H95ZM97 102H99L98 100H97ZM216 102V103H217ZM242 102H243V100H242ZM17 103V102H16ZM21 103H25L24 101L23 102H21ZM40 103H42V104H40ZM117 103H119V101L117 102ZM140 103H141V106H143V108L140 106ZM197 103V102H196ZM38 104H40V105H38ZM62 103H60V105H61ZM149 104V103H148ZM187 104V103H186ZM219 104V103H218ZM242 104H245V102L244 103H242ZM242 104L240 103V105L242 106ZM264 104V103H263ZM22 105V104H21ZM26 105H27V103H26ZM31 105V104H30ZM51 105H53V106H55L54 104H51ZM64 105V104H63ZM238 106H239V103L237 104ZM247 105V104H246ZM17 106V105H16ZM28 106H29V103H28ZM27 106V107H28ZM58 106H59V104H58ZM79 106V105H78ZM122 106V105H121ZM155 106V105H154ZM264 106V105H263ZM24 107H26V106H24ZM81 107V106H80ZM80 107H78L77 109H79ZM123 107V106H122ZM132 107V106H131ZM151 107V106H150ZM246 107V106H245ZM251 107V106H250ZM47 108V107H46ZM63 108V107H62ZM82 108V107H81ZM126 108V107H125ZM157 108H158V106H157ZM218 108V107H217ZM237 108H240V107H237ZM241 108H243V107H241ZM258 108V110H259V112L261 113V114H263L264 115V109H263V107H257ZM27 109V108H26ZM37 109V110H36ZM53 109V108H52ZM52 109H50V111L52 110ZM64 109V108H63ZM76 109V108H75ZM134 109V108H133ZM211 109H213V108H211ZM230 108H229V105H223V107L221 106V108L218 110V112L216 111H213V113L211 112V116H212V122L209 124V129H210V132L213 134V135H215L218 139H219V142H220V144H221V146H222V152H224L226 155H227V158L229 159V161L231 160L232 162H234V161H239L240 163L242 162L243 163V161H245V160H249L250 161V159H252V157H254L253 156V153H254V150L256 149V148H259V146H258V142L260 141V133H261V129L259 128V127H257L256 125L257 124H259L257 121H253V123L252 122H250L251 120H245V117L243 118L244 120H239V119H237V117L235 118V117H232L231 115H230V113L228 112V110H229ZM233 109H234V107H233ZM158 110V109H157ZM156 110V111H157ZM162 110H163V108H162ZM235 110V109H234ZM238 110V109H237ZM237 110H236V112H237ZM241 110H243L244 111V108L243 109H241ZM251 110V109H250ZM249 110V111H250ZM31 111V110H30ZM128 111V110H127ZM161 110H160V108H159V113H161L160 112ZM166 111V110H165ZM246 111H247V113H248V110L246 109ZM252 111L253 110H251V113H252ZM167 112V111H166ZM242 112V111H241ZM240 112V113H241ZM30 113V112H29ZM47 113H49V112H47ZM63 113V112H62ZM128 113H130L129 111H128ZM148 113V112H147ZM238 113H239V111H238ZM243 113V112H242ZM245 114H246V112H244ZM57 114V113H56ZM64 114V113H63ZM85 114L88 116V114L85 112ZM153 114H155V113H153ZM162 114V113H161ZM167 114V113H166ZM165 114V115H166ZM237 114V113H236ZM253 114V113H252ZM252 114H248V116H253V117H255L256 115H252ZM51 116H52V114H50ZM55 115V114H54ZM53 115V116H54ZM61 115V114H60ZM59 115V116H60ZM75 115V114H74ZM101 115V114H100ZM132 115V114H131ZM144 115H146V116H144ZM168 115V114H167ZM195 115V114H194ZM33 116V115H32ZM47 116V115H46ZM64 116H66V115H63V119H64ZM86 116V117H87ZM91 116V115H90ZM128 116H130L129 114H128ZM136 116V115H135ZM135 116H133L134 118H135ZM210 116V117H211ZM247 116V115H246ZM38 117V116H37ZM61 117V116H60ZM84 117V116H83ZM96 117V116H95ZM131 117V116H130ZM146 117V118H145ZM165 117V116H164ZM176 117V116H175ZM174 117V118H175ZM200 117V116H199ZM208 117V116H207ZM209 117V118H210ZM55 118L57 119V116H55ZM111 118V117H110ZM127 118V117H126ZM125 118V119H126ZM154 118H155V116H154ZM208 118V119H209ZM247 118V117H246ZM250 118H252V117H250ZM256 119H257V117H255ZM259 118V117H258ZM62 119V120H63ZM84 119V118H83ZM88 118H86V120H87ZM98 119H99V117H98ZM103 119V118H102ZM116 119V118H115ZM149 119V118H148ZM240 119H241V116H240ZM32 120V119H31ZM58 120V119H57ZM60 120H61V118H60ZM59 120V122H61ZM68 120V119H67ZM101 120V119H100ZM105 120V119H104ZM104 120H101V121H104ZM114 120V119H113ZM117 120V119H116ZM127 120V119H126ZM125 120V121H126ZM131 120H133L132 119V117H131ZM143 120V119H142ZM150 120V119H149ZM155 120V119H154ZM173 120V119H172ZM175 120V119H174ZM210 120V119H209ZM253 120V119H252ZM28 121H30V120H28ZM63 121H66V119L65 120H63ZM69 121V120H68ZM84 121H85V119H84ZM88 121H90V120H88ZM99 121V120H98ZM100 121V122H101ZM119 121V120H118ZM134 121V120H133ZM132 121V122H133ZM153 121V120H152ZM161 121V120H160ZM8 122V121H7ZM6 122V123H7ZM67 122V121H66ZM93 122H94V119H93ZM97 122V121H96ZM136 122V121H135ZM155 122V121H154ZM257 122V123H256ZM37 123H39V122H37ZM112 123V122H111ZM122 123H124V121H122ZM128 123V122H127ZM137 123V122H136ZM135 123V124H136ZM142 123V122H141ZM149 123H150V121H149ZM8 124H9V122H8ZM59 124V123H58ZM99 124V123H98ZM126 124V123H125ZM129 124V123H128ZM127 124V125H128ZM155 124V123H154ZM164 124V123H163ZM201 124V123H200ZM203 124V123H202ZM205 124V123H204ZM253 124H255V128L253 129L252 127V125ZM261 124V123H260ZM262 124H264V122L262 123ZM3 125H4V122H3ZM86 125V124H85ZM101 125V124H100ZM146 125H148L149 126V124H146ZM159 125V124H158ZM166 125V124H165ZM168 125V124H167ZM174 125V124H173ZM206 125V124H205ZM2 126V125H1ZM63 126V125H62ZM62 126H60V127H62ZM64 126H66V125H64ZM64 126H63V128H64ZM69 126H71V125H69ZM99 126V125H98ZM126 126V125H125ZM131 126V125H130ZM132 126H133V123H132ZM136 126H137V124H136ZM144 126V125H143ZM148 126H146V127H148ZM152 126V125H151ZM150 126V127H151ZM155 126V125H154ZM183 126V125H182ZM203 126V125H202ZM40 127V126H39ZM54 127V120L51 118V117H49L48 116V118H47V120L45 121V123L43 124V126H42V130H44V131H46L45 133H49V129H51V128H53ZM129 127V126H128ZM139 127V126H138ZM153 127V126H152ZM161 127V126H160ZM167 127V126H166ZM169 127V126H168ZM204 127V126H203ZM67 128V127H66ZM134 128V127H133ZM155 128H156V126H155ZM154 128V129H155ZM175 128V127H174ZM174 128H172L173 130H174ZM201 129L202 130V128L201 127H198V129ZM207 128V127H206ZM12 129V128H11ZM97 129V128H96ZM130 129V128H129ZM135 129V128H134ZM133 129V130H134ZM138 129V128H137ZM141 129V128H140ZM148 128H144V132L142 133L141 131L143 130H141L140 131V133H142L144 136L146 135L145 133H146V131L145 130H147ZM157 129V128H156ZM158 129H160V128H158ZM198 130V131H201V130ZM59 130H60V128H59ZM149 130V129H148ZM152 130V129H151ZM150 130V131H151ZM163 130V129H162ZM166 130L167 131H169L170 129L168 128H166ZM205 130H207V129H205ZM205 130H204V132H205ZM98 131V130H97ZM125 131H127V132H129L128 130H125ZM154 131V130H153ZM170 131H172V130H170ZM208 132H209V130H207ZM13 132V131H12ZM31 132V131H30ZM100 132H101V130H100ZM148 132V131H147ZM166 132V131H165ZM175 132V131H174ZM15 133V132H14ZM40 133H42V132H40ZM107 133V132H106ZM130 133V132H129ZM134 132H132V134H133ZM136 133H138V132H136ZM156 133V132H155ZM11 134V133H10ZM43 134H44V132H43ZM50 134V133H49ZM55 133L54 132H51V134L50 135H54ZM62 134H64V133H62ZM186 134V133H185ZM184 134V135H185ZM188 134V133H187ZM12 135V134H11ZM15 135V134H14ZM46 134H44V137H46L45 136ZM104 135H105V133H104ZM117 135V134H116ZM121 135H123L122 133H121ZM121 135H118V137L119 136H121ZM127 135V134H126ZM149 135V134H148ZM178 135V134H177ZM188 135H190V134H188ZM9 136V135H8ZM29 136H30V133H29V135L27 136V137H19V136H17V138H16V136L14 137L15 139L14 140H12V139H10V141L8 142V145H9V149L11 150V151H18L19 149H21V148H24V147H26V149H29V145H30V142L32 141H30V138H29ZM56 136V135H55ZM136 136V135H135ZM138 136H139V133H138ZM151 136V135H150ZM156 136V135H155ZM159 136H161V135H159ZM191 136V135H190ZM10 137H12V136H10ZM31 137V136H30ZM34 137V136H33ZM63 137V136H62ZM66 137V136H65ZM128 137H129V140H130V136L128 135ZM140 137V136H139ZM165 137V136H164ZM183 137V136H182ZM203 137V136H202ZM6 138V137H5ZM50 138H51V136H50ZM49 137H48V139H50ZM113 138H115L114 140H116L117 139V137H113ZM124 138V137H123ZM134 138V137H133ZM136 138V137H135ZM134 138V139H135ZM144 138V137H143ZM165 138H167V137H165ZM204 138V137H203ZM33 139V138H32ZM109 139L110 138H108L107 139V141H109ZM119 139H121V137H119ZM125 139V138H124ZM147 139V138H146ZM153 139H154V137H153ZM160 139V138H159ZM186 139V138H185ZM192 139H194V137L192 138ZM97 140H99V139H97ZM102 140H103V138H102ZM111 140H113V139H111ZM127 140V139H126ZM126 140H124V142L126 141ZM145 140V139H144ZM157 140V139H156ZM181 140H183V139H181ZM27 141V142H26ZM58 141H59V139H58ZM58 141H55V142H58ZM105 141V140H104ZM118 141V140H117ZM134 141V140H133ZM132 141V142H133ZM148 141V140H147ZM149 141H150V139H149ZM175 141H177V140H175ZM175 141H173V142H175ZM188 141V140H187ZM187 141L185 142V143H183V144H186L187 143ZM190 141V140H189ZM5 142V141H4ZM15 142H19V143H22V144H20V145H17V144H15ZM32 142H34V144H35V141H32ZM46 142V141H45ZM44 142V143H45ZM50 143H51V140L49 141ZM48 142V143H49ZM95 142V141H94ZM109 142H112V141H109ZM108 142V143H109ZM116 141H114V143H115ZM131 142V143H132ZM145 142V141H144ZM173 142H172V144L171 145H174L173 144ZM193 142V141H192ZM18 143V144H19ZM48 143H46V144H48ZM99 143V142H98ZM127 143H129V142H127ZM189 143H191V141L189 142ZM189 143H187V144H189ZM205 143V142H204ZM5 144V143H4ZM52 144V143H51ZM80 144V143H79ZM101 144H103V143H101ZM105 144H106V142H105ZM121 144V143H120ZM130 144V143H129ZM146 144V143H145ZM168 144V143H167ZM166 144V145H167ZM178 144V143H177ZM196 144H197V142H196ZM200 144V143H199ZM219 144V143H218ZM218 144H217V147H218ZM262 144H263V142H262ZM115 145V144H114ZM170 145V144H169ZM33 143H32V149H29L28 151L29 152H31L32 151V153H34L33 151ZM43 146V145H42ZM41 146V147H42ZM67 146V145H66ZM105 146V145H104ZM113 146V145H112ZM111 146V147H112ZM117 146H119V145H117ZM35 147V146H34ZM38 147H40V146H38ZM48 147H50L49 146V144L47 145V148ZM79 147V146H78ZM93 147H95V146H93ZM96 147H99V146H96ZM108 147V146H107ZM110 147V148H111ZM177 147H178V145H177ZM181 147H184L183 145H181ZM199 147H201V146H199ZM43 148H44V146H43ZM42 148V149H43ZM46 148V149H47ZM55 148V147H54ZM59 149V146H57L56 147V149ZM64 148L65 149H67L68 147H65L64 146ZM82 148V147H81ZM84 148V147H83ZM109 148V149H110ZM139 148H141L140 146H139ZM142 148H144V147H142ZM219 148V147H218ZM38 149L40 150L41 148H37V150H35V151H37L38 152ZM49 149V148H48ZM127 150H128V148H126ZM135 149V148H134ZM200 149H202V148H200ZM219 149V151H221ZM22 150H24V149H22ZM31 150V151H30ZM55 150V149H54ZM54 150H52V151H54ZM71 150V149H70ZM69 150V151H70ZM106 150H108V149H106ZM105 150V151H106ZM140 150V149H139ZM41 151V150H40ZM43 151V150H42ZM49 151V150H48ZM58 151V150H57ZM100 152H99V154H101L102 153V151L101 150H99ZM135 151H138L137 149L135 150ZM142 150H140L139 152H141ZM152 151H154V150H152ZM201 151V150H200ZM26 152V151H25ZM37 152H35V157H37ZM44 152V151H43ZM47 152V151H46ZM68 152V151H67ZM73 152V151H72ZM144 152V151H143ZM166 152V151H165ZM203 152V151H202ZM15 153V152H14ZM31 153V154H32ZM42 153V152H41ZM60 153L61 152H59V155H60ZM65 153V152H64ZM63 153V154H64ZM68 153H70V152H68ZM153 153V152H152ZM155 153V152H154ZM156 153H157V151H156ZM200 153V152H199ZM204 153L206 154L207 153V151L205 152V150H204ZM30 155V153H27V155ZM66 154V153H65ZM73 154V153H72ZM96 154V153H95ZM203 154V153H202ZM204 154V155H205ZM208 154V153H207ZM263 154V153H262ZM26 155V156H27ZM34 155V154H33ZM33 155H31V156H33ZM39 155V154H38ZM73 155H76V154H73ZM73 155H70L71 157H73ZM78 155V154H77ZM97 155V154H96ZM197 155H199V154H197ZM40 156H41V159L43 160V161H41V162H38V163H42L44 166L45 165H47L48 167H52V169L55 167V166H58L59 167V165H60V167L59 168H61V166H64L65 168L67 167V166H65V165H67V164H65V161H62V160H65L66 158H64V157H66V156H61V157H63V159L60 157L59 159L57 158L58 156H56L55 155V153L54 152H51V151H49L48 153H46L45 154V152H44V154H40ZM86 156V155H85ZM90 156V155H89ZM112 156V155H111ZM115 157L117 156V155H114ZM119 156V155H118ZM200 156V155H199ZM208 156V155H207ZM206 155H205V157H207ZM39 157V156H38ZM105 157H109V155L107 156H105ZM119 157H129V156H123V155H120ZM132 157H134V156H131V158H130V160L132 159ZM136 157V156H135ZM142 157V156H141ZM146 157V156H145ZM189 157V156H188ZM26 158V157H25ZM67 158H70L69 157V155L67 156ZM74 158V160H78V159H75L76 157H73ZM128 158V159H129ZM138 158V157H137ZM149 157H146V159H148ZM98 159H100L101 160V157L100 158H98ZM140 159V158H139ZM138 159V160H139ZM141 159H143V158H141ZM149 159H151V157L149 158ZM191 158H189V160H190ZM46 160V161H45ZM91 160V159H90ZM107 160H109V159H107ZM135 160V159H134ZM145 160V159H144ZM143 160V161H144ZM203 160V159H202ZM205 160V159H204ZM209 160V159H208ZM207 160V161H208ZM210 160H212V161H217V158H210ZM45 161V162H44ZM73 161V160H72ZM80 161H83V160H80ZM103 161V160H102ZM105 161V160H104ZM121 161V160H120ZM137 161V160H136ZM147 161V160H146ZM146 161H144V162H146ZM156 161V160H155ZM248 161V162H249ZM36 162V163H37ZM76 162V161H75ZM75 162H73L74 164H75ZM78 162H79V160H78ZM86 162L88 163V161L86 160ZM131 162H133V160H131ZM143 162V163H144ZM202 162V161H201ZM218 162V161H217ZM224 162V161H223ZM251 162V161H250ZM2 163V162H1ZM83 163V162H82ZM138 162H136V163H134L133 165L131 164V166H136V164H137ZM198 163H200V160H191V161H189L188 163H186V164H182V165H179V166H177L176 168H173L174 166H172L171 168H173L174 169V175H176V176H181V175H193L192 173H194L195 172V170H197V168L200 166V165H202V164H200L198 167L196 166V164H198ZM204 163V162H203ZM209 163V164H208ZM207 164H208V167H209V165H210V162H208ZM225 163V162H224ZM31 164H32V162H31ZM33 164H34V162H33ZM33 164L31 165V166H33ZM69 164V163H68ZM72 164V163H71ZM78 164V163H77ZM139 164V163H138ZM150 164H152V163H149V165ZM161 164V163H160ZM160 164H158V166L160 165ZM244 164V163H243ZM246 164V163H245ZM244 164V165H245ZM35 165V164H34ZM82 165H85L84 163L82 164ZM117 166L118 164H114V162H113V164H105V163H93L92 165H90V164H88V165H85L84 167H90V168H80V169H78V171H74V175H76V176H83V177H85V176H87V174H89V175H91L90 173H95V174H97V170L99 169V168H102L101 166H105V167H103V168H105V171H104V173H105V176H106V178H108V180L110 181V178H111V180H112V182H114L113 180H114V178H115V184H111V185H109V186H105V185H103V186H101V187H103L105 190H103V188H101L102 190H100V189H98V186H94L91 182V184L90 185H93V187H92V189H93V191H94V193H95V196L94 197H96L95 199H98V201H101L102 202V205H103V202H104V199L106 198L105 196H108L109 194H111L112 192H115V191H112V189L114 190H116V191H121V193L123 194V192H124V194H125V196H126V199H128V202H127V204H128V209H126L125 211H118L119 213H117V214H108V216H105V215H102L101 216V214H102V212H100V215L99 214H97V215H99V217H101V218H99L98 217V222H93L94 224H91V226L90 227H88V225H84V226H82L81 228L83 229V230H81L79 227L81 226H78V227H76V228H72V226H70L69 225V223H72L69 219H66V218H64L63 219V222L65 223V224H67V226H64V227H61V225L60 226H58V227H55V226H57V225H55V226H42V225H39V226H37V227H35L34 226V228H32V229H34L35 230V232L38 234L37 236H39V235H41V237H43L42 239L43 240H45V244L43 245V243L41 242H39V244H37V245H41V247H44L45 245L46 246H48V249L50 248L49 246H52V248L54 247V252H55V254H57V255H64V258L65 259H67L68 261H74V262H76V264H208L207 262V260H205V258H200V257H198V256H203V255H205V254H208V255H210V253H213L215 250L212 248H210L211 246L210 245H212V246H219V245H224V242L223 243H221V242H219V240H217L218 242H216V240H215V242H213L214 240L213 239H215V237L214 238H211V233L210 234H207L206 232H205V234L203 233L202 234V236H204V237H207V240H202L201 242H199V243H195L194 241H189L190 240V238L188 239V241L186 240V237H185V239H184V237L183 238H179L178 236H176L175 237V239L173 238L172 239V237H171V239L170 240H167L168 239V233H165V234H163L164 235V237H167V238H165L166 240H162V241H157V235H154V237H153V240H147V238H146V229H144V228H147V227H140L138 224H137V222H139V220L140 221H146V220H152V221H154V222H157V219L154 217V216H152L151 214L150 215H148V216H145V218H144V214H142V213H140V211L138 212V211H135L133 208L134 207H132V206H130L129 204H136V205H138L139 207H143V204L145 203V202H149L150 204H152V202L153 203H155V204H157L158 203V196H157V193H159V192H157V184H159V183H157V178L156 177H153V178H151V180L152 181H150V178H148L149 177V175L147 174V172H144L145 171V168H143L144 170L143 171H141V170H139V171H136L137 173H131V170L132 169H129L128 170V174L124 177V179H122L121 181L119 180L118 181V178L117 177H115L116 175H115V169H114V167H112V166ZM123 165L126 167V166H128L129 164L127 163V164H125L124 162H123ZM140 165H142V164H140ZM139 165V166H140ZM144 165V164H143ZM142 165V166H143ZM153 165V164H152ZM168 165V164H167ZM68 166H70V164L68 165ZM71 166H73V165H71ZM80 166V165H79ZM138 166V167H139ZM153 166H155V164L153 165ZM157 166V165H156ZM161 166H163V164L161 165ZM161 166H159L160 168H161ZM169 167H170V165H168ZM223 166H225V168H230L231 169V167H230V165L228 164V163H225ZM33 167H35V166H33ZM37 167V166H36ZM40 167V169H41V166H39ZM43 167V166H42ZM48 167H44V169H46L47 171L49 170L48 169ZM64 167H62V168H64ZM92 167V168H91ZM145 167V166H144ZM152 167V166H151ZM201 167V166H200ZM31 168V167H30ZM58 168V169H59ZM127 168V167H126ZM125 168V169H126ZM136 168V167H135ZM159 168V169H160ZM201 168H203V167H201ZM205 168V167H204ZM34 169V168H33ZM37 169V168H36ZM39 169V168H38ZM44 169H42L43 171H44ZM57 169V170H58ZM120 169V168H119ZM125 169H123V170H125ZM149 169H150V166H149ZM211 169V168H210ZM19 170V169H18ZM18 170H16V171H18ZM27 170V169H26ZM70 170L71 169H65V172H63L62 174H61V177L63 178V181H61V182H63L64 184H66L67 182H68V180H66V175H70V176H73V175H71V173H70ZM75 170V169H74ZM101 170V169H100ZM103 170V169H102ZM121 170V169H120ZM120 170H119V173H120ZM148 170V169H147ZM161 170V169H160ZM21 171V170H20ZM30 171H31V169H30ZM35 171V170H34ZM33 171V172H34ZM43 171H42V173H43ZM60 171V170H59ZM58 171V172H59ZM68 171V172H67ZM165 171V170H164ZM172 171V170H171ZM205 171V170H204ZM213 171V170H212ZM22 172V171H21ZM20 172V173H21ZM27 172V171H26ZM29 172V171H28ZM38 172H39V170H38ZM56 171H54V173H55ZM121 172H123V171H121ZM152 171L150 170V173H151ZM167 173H168V171H166ZM170 172V171H169ZM214 172V171H213ZM17 173V172H16ZM35 173H37V172H35ZM40 173V172H39ZM42 173H40V174H42ZM48 173V172H47ZM47 173H46V175L45 176H47ZM50 173V172H49ZM68 173V174H67ZM124 173V172H123ZM123 173H121V174H123ZM127 173V172H126ZM148 173H149V171H148ZM162 173H165V172H162ZM230 173V172H229ZM18 174H19V172H18ZM101 175H102V173H100ZM129 174H131L132 176L134 175V176H137L138 175V178H137V180L135 181H133V180H130V181H128L127 179H128V177H129ZM160 174V173H159ZM207 174H208V172H207ZM209 174H211V173H209ZM37 175H38V173H37ZM43 176H44V173L42 174ZM41 175V176H42ZM49 175V177H50V174H48ZM152 174H150V176H151ZM39 176V175H38ZM146 176H148L147 177V179H148V181H150L151 183H153V190L152 189H150V187L147 185V183L145 182V177ZM154 176V175H153ZM156 176V175H155ZM164 176V175H163ZM212 176V175H211ZM231 176V175H230ZM37 177V176H36ZM65 177V178H64ZM102 177H104V176H102ZM168 177V176H167ZM204 177V176H203ZM206 177V176H205ZM208 177V176H207ZM42 178H44V177H42ZM41 177H40V179L41 180H44V179H42ZM47 178V177H46ZM69 178V177H68ZM164 178V177H163ZM217 177L215 176V179H216ZM28 180H29V178H27ZM52 179V178H51ZM59 179V178H58ZM58 179H57V181H58ZM165 179V178H164ZM27 180V181H28ZM38 180V178L37 179H34L33 178V180H31V176H30V180L29 181H32V183L34 182H38L37 181ZM46 180V179H45ZM52 180H54V178L52 179ZM80 181H81V179H79ZM101 180H102V178H101ZM190 180H191V178H190ZM210 180H212V179H210ZM242 180V179H241ZM241 180H239L238 182L239 183H241ZM26 181V183H29V181L27 182ZM48 181L49 180H47V183L45 182V184H48ZM56 181V180H55ZM54 181V182H55ZM56 181V182H57ZM71 181V180H70ZM164 181V180H163ZM167 181V180H166ZM213 181V180H212ZM217 181H219V180H217ZM246 181V180H245ZM50 182H53V181H51L50 180ZM49 182V183H50ZM55 182V183H56ZM59 182H60V180H59ZM71 182H73V181H71ZM76 183L78 182V181H75ZM83 182H85V181H82V183ZM158 182H160V181H158ZM38 183H40L41 184V182H38ZM75 183V184H76ZM82 183H80L81 185H84V186H87L86 184H82ZM87 183V182H86ZM99 183V186L101 185L100 184V182H98ZM209 183V182H208ZM243 183V182H242ZM44 184V185H45ZM57 184V183H56ZM62 184V183H61ZM204 184V183H203ZM206 184H207V182H206ZM211 185H212V183H210ZM210 184H208V185H210ZM50 185V184H49ZM200 185V184H199ZM198 185V186H199ZM221 185V184H220ZM219 185V186H220ZM36 186H38V184L36 185ZM51 186H53V189L55 190V188L54 187H56V185H51ZM66 186V185H65ZM72 186V185H71ZM74 186V185H73ZM203 186V185H202ZM205 186V185H204ZM203 186V187H204ZM207 186V185H206ZM212 186H214L213 188L212 187H210V189H217L219 186H217V187H215V185H212ZM0 187H2V186H0ZM43 187H46V186H43ZM43 187H41V188H43ZM81 187V186H80ZM87 187H90V186H87ZM194 187V186H193ZM224 187V186H223ZM225 187H227V185L225 186ZM40 188V187H39ZM66 188V187H65ZM86 188V187H85ZM206 188V187H205ZM205 188H203V189H205ZM241 187H239V189H240ZM44 189V191H45V188H43ZM43 189H41V190H43ZM83 189V188H82ZM188 189H191L192 190V187L191 188H189L188 187ZM37 190V189H36ZM36 190L34 191L35 193L34 194H38V193H36ZM47 190V189H46ZM51 190V189H50ZM53 190V191H54ZM65 190H67V189H64L63 190V192L65 191ZM72 190V189H71ZM181 190V189H180ZM184 190V189H183ZM186 190V189H185ZM194 190V189H193ZM218 190V189H217ZM216 190V191H217ZM219 190H221V189H219ZM242 190V189H241ZM77 191H80L79 189L77 190ZM163 191V190H162ZM162 191H161V193H162ZM177 191H178V189H177ZM201 191H203V190H201ZM212 191V190H211ZM224 191V190H223ZM249 191H251V190H249ZM31 192H33V191H31ZM39 192V191H38ZM55 192H57V191H55ZM54 192V193H55ZM61 192V193H60ZM60 192H58V193H60V195H57L56 193H55V195H57V196H55L56 198H58L57 200H59V202L60 201H62V199H64V197H66V196H69L68 194H66V192H62V190L60 191ZM164 192V191H163ZM173 192V191H172ZM187 192H189V191H187L186 190V192L185 193H187ZM191 192V191H190ZM196 192V191H195ZM204 192V191H203ZM207 192V191H206ZM208 192H210V190L208 191ZM212 192H214V190L212 191ZM218 192H220V191H218ZM242 192V191H241ZM245 192V191H244ZM49 193H50V191H49ZM53 193V192H52ZM52 193H50V194H52ZM70 193V192H69ZM78 193V192H77ZM170 193V192H169ZM200 193V192H199ZM226 194H228L227 193V191L225 192ZM249 193V192H248ZM44 194V193H43ZM43 194H41V195H43ZM66 194V195H65ZM175 194V193H174ZM226 194H221L222 196L223 195H226ZM232 194H234V193H232ZM39 195H40V193H39ZM46 195H48V192H47V194ZM73 195H75V194H73ZM85 195V194H84ZM88 194H86L85 196H83L82 195V197L83 198H87L88 196H87ZM199 195H201V194H199ZM205 197L206 196H208V194L207 195H205V194H203ZM209 195H210V193H209ZM234 195H236V194H234ZM37 196V195H36ZM45 196V195H44ZM53 196V195H52ZM76 196H77V194H76ZM80 196V195H79ZM87 196V197H86ZM90 196V195H89ZM104 196V197H103ZM110 196H112V195H110ZM124 196V195H123ZM211 196V195H210ZM226 196H228V195H226ZM226 196H224V197H226ZM34 197V196H33ZM38 197V196H37ZM46 197V196H45ZM48 197H49V195H48ZM48 197L45 199V200H47L48 199ZM81 197V196H80ZM121 197V196H120ZM158 197V198H157ZM165 197V196H164ZM39 198V197H38ZM43 198V197H42ZM56 198H53V200H52V202L53 203H51L50 202V199H49V202L51 203V205L49 204L48 205V207L50 208V209H53L52 207H54V203L56 202L57 203V201L55 200ZM82 198V199H83ZM89 198V197H88ZM87 198V199H88ZM122 198H124V197H122ZM199 198V197H198ZM213 199L212 200H214L215 198L214 197H212ZM217 198H219V197H217ZM25 199V198H24ZM34 199V198H33ZM52 199V198H51ZM79 198H76V200H78ZM81 199V198H80ZM79 199V200H80ZM108 199H109V197H108ZM112 199V198H111ZM110 199V200H111ZM114 199V198H113ZM119 199V198H118ZM125 199V200H126ZM168 199V198H167ZM204 198H202V200H203ZM220 200H221V198H219ZM219 199H216V202L219 200ZM226 199H227V197H226ZM28 200V199H27ZM91 200V199H90ZM92 200H93V198H92ZM132 202H131V201ZM163 200H166V199H163ZM209 200H211V198L208 196V199L206 200L207 202H209ZM40 201V200H39ZM38 200L36 201V202H39ZM42 201V200H41ZM122 201H123V199H122ZM221 201H224L223 200V198H222V200ZM226 201V200H225ZM34 202V201H33ZM35 202V203H36ZM93 202H95V200L93 201ZM109 202V201H108ZM131 202V203H130ZM160 202H161V200L159 201V203L158 204H160ZM191 202V201H190ZM215 202V203H216ZM3 203H5V201L4 202H0V212H1V210H2V208H4L5 207V205L3 204ZM64 202H62V204H63ZM73 203V202H72ZM71 203V204H72ZM96 203V202H95ZM106 203V202H105ZM119 203V202H118ZM123 203V202H122ZM193 203H195L194 201H193ZM213 201H212V203H210V205L211 206H208L209 208L210 207H212V205H213ZM70 204V203H69ZM70 204V205H71ZM76 204H79V203H76ZM109 204H111V203H109ZM216 204H218V202L216 203ZM216 204H214L215 206H217L218 207V205H216ZM45 205H46V202H45ZM66 205V204H65ZM102 205H100V206H102ZM106 205V204H105ZM104 205V206H105ZM119 205H121V204H119ZM123 205H124V203H123ZM126 205V204H125ZM154 205V204H153ZM224 205V204H223ZM228 205V204H227ZM226 205V206H227ZM245 205V204H244ZM77 206H80V205H77ZM81 206H83V205H81ZM92 206V205H91ZM113 206V205H112ZM115 206V205H114ZM118 206V205H117ZM160 206V205H159ZM178 206L179 205H177V203H173V202H164V204H163V206H161L162 207V209H163V215H170V214H174V213H177L178 212ZM202 206H203V204H202ZM35 207H36V205H35ZM84 207V206H83ZM106 207V206H105ZM118 207H121V206H118ZM138 207V208H139ZM43 208V207H42ZM90 208V207H89ZM88 208V210L90 211V210H92V209H89ZM108 208H109V206H108ZM107 208V209H108ZM136 208V207H135ZM137 208V209H138ZM144 208H146L145 206H144ZM143 208V209H144ZM148 208V207H147ZM185 208V207H184ZM5 209V208H4ZM38 209V208H37ZM49 209V210H50ZM56 209L57 208H55V210L54 211H56ZM119 208H117L116 210H118ZM155 209H156V206H155ZM215 210H216V208H214ZM213 209V210H214ZM220 209V208H219ZM229 209V208H228ZM231 209H234V207L233 208H231ZM236 209V208H235ZM259 209V208H258ZM105 210V209H104ZM238 210V209H237ZM262 210H264V209H262ZM35 212V210H31V211H29V212ZM38 211V210H37ZM52 212H53V210H51ZM106 211V210H105ZM108 211H110V209H108ZM112 211H113V209H112ZM114 211H115V209H114ZM221 211V210H220ZM259 211V210H258ZM2 212H5L4 210L2 211ZM12 212V211H11ZM86 212V211H85ZM120 212H122V213H120ZM263 212V211H262ZM261 212V213H262ZM45 213V212H44ZM103 213H104V211H103ZM106 213V212H105ZM212 213H214V212H212ZM220 213V212H219ZM243 213V212H242ZM252 213V212H251ZM251 213H249V214H251ZM254 213H257V212H254ZM12 214V213H11ZM64 214V213H63ZM187 214L189 215V218H190V220L191 221H193V219H194V213H193V204H190V205H188V212H187ZM253 214V213H252ZM251 214V215H252ZM258 214V213H257ZM222 215V214H221ZM246 215H247V213H246ZM47 216H48V214H47ZM159 216V215H158ZM175 216V215H174ZM174 216H171V217H174ZM37 217V216H36ZM50 217H52V216H50ZM55 217V216H54ZM138 217H143L142 219H138ZM176 217V216H175ZM188 217V216H187ZM229 217H231V215L229 216ZM229 217H227V218H222V219H218V220H215V222H214V224H213V227H214V229H215V227H218L219 225H222V224H224V223H227L228 225H231L232 226V228H230V229H233V228H235V227H237V228H241V226H243L244 225V223L241 221V220H239L238 218H239V216H238V220L237 219H233V220H231ZM34 215H33V217H29L28 218V220L30 221V222H34ZM45 218V217H44ZM68 218H70V217H68ZM168 218V217H167ZM181 218H185V217H181ZM206 218V217H205ZM231 218H233V217H231ZM13 219V218H12ZM25 219H27V218H25ZM84 219H87V222H89V221H92L91 220V218H90V216L89 215H87V217H85ZM170 219V218H169ZM171 219H174V218H171ZM170 219V220H171ZM177 219V218H176ZM182 219V220H183ZM202 218H200V220H201ZM42 218L40 217V221L42 222ZM46 220V219H45ZM161 220V219H160ZM206 220V219H205ZM213 220V219H212ZM18 221H20V220H18ZM29 221H27L26 220V222H25V224H27V225H30L29 224ZM44 221V220H43ZM48 221H54V219L53 218H48ZM58 221V220H57ZM172 221H174V220H172ZM185 221H187V219L185 220ZM196 221V220H195ZM207 221H209V220H207ZM214 221V220H213ZM213 221H211V222H213ZM24 222V221H23ZM62 222V221H61ZM55 223H56V221H55ZM152 223V222H151ZM150 223V224H151ZM163 223V222H162ZM165 223H167V222H165ZM164 223V224H165ZM179 223H181V222H179ZM23 224V223H22ZM44 224V223H43ZM163 224V225H164ZM189 224V223H188ZM185 225V224H184ZM192 225V224H191ZM190 225V226H191ZM18 226H20V225H17V226H15V230L16 229H18V228H20L21 230H20V232L22 231V228H24V227H22V226H20V227H18ZM166 226H168L167 224H166ZM10 227H11V225H10ZM151 227V226H150ZM155 227H157V226H155ZM27 228V227H26ZM160 228V227H159ZM172 228V227H171ZM183 228V227H182ZM209 226L208 227H206V228H204V231L205 230H209ZM147 229H149V228H147ZM181 229V228H180ZM185 229V228H184ZM212 229V228H211ZM1 230V229H0ZM6 230H7V228H6ZM9 230H10V228H9ZM8 230V231H9ZM13 229H11L10 231H12ZM19 230V229H18ZM24 230V229H23ZM30 230V229H29ZM33 230V231H34ZM179 230V229H178ZM199 230H200V228L198 229V232H199ZM216 230V229H215ZM9 231V232H10ZM50 231H52L53 232V235H49V233H50ZM56 231H57V233H56ZM173 231H174V229H173ZM172 231V232H173ZM192 231V230H191ZM24 232V231H23ZM32 232V231H31ZM45 232H47L48 234H45ZM149 231H147V233H148ZM151 232V231H150ZM149 232V233H150ZM176 232V231H175ZM202 232V231H201ZM216 232V231H215ZM2 233V232H1ZM27 233H28V231H27ZM149 233L147 234V235H149ZM151 233H153V232H151ZM186 233V232H185ZM209 233V232H208ZM24 234H25V232H24ZM176 234H177V232H176ZM188 233H186V235H187ZM193 234V233H192ZM3 235H4V233H3ZM12 235H13V233H12ZM20 235V234H19ZM28 235V234H27ZM34 235V234H33ZM206 235V236H205ZM220 235V233L219 234H217L216 235V237H218ZM5 236H8L7 234L5 235ZM4 236V237H5ZM15 236V235H14ZM73 236H74V238H75V240H74V238H73ZM225 236V235H224ZM231 236V235H230ZM8 237H10V238H14V237H12V236H8ZM59 237V238H58ZM7 238V237H6ZM16 238V237H15ZM151 238H152V235H151ZM162 237H160L159 239H161ZM18 239V238H17ZM28 239V238H27ZM35 239V238H34ZM206 239V238H205ZM2 240V239H1ZM19 241L21 240V241H25V238H24V240H23V237H22V239H21V237H20V239H18ZM30 240V239H29ZM36 240H38V239H36ZM213 240V241H212ZM20 241V242H21ZM28 240H26L25 242H27ZM32 242H33V240H31ZM47 241V242H46ZM2 242V241H1ZM5 242V241H4ZM29 242V241H28ZM27 242V243H28ZM34 242L36 243V241L34 240ZM13 243V242H12ZM31 245H33V243H31V242H29ZM15 244V243H14ZM17 245H18V243H17ZM16 245V246H17ZM261 245V244H260ZM2 246V245H1ZM15 246V247H16ZM26 246H27V244H26ZM125 246V248H123ZM197 246H200V250L201 251H199L196 247ZM5 247V246H4ZM40 247V248H41ZM24 248V247H23ZM27 248H30V247H27ZM26 248V249H27ZM33 248V247H32ZM35 248V247H34ZM37 248V247H36ZM51 248V249H52ZM252 248V247H251ZM31 249V248H30ZM43 249V248H42ZM235 249H236V247H235ZM260 249V248H259ZM24 250H25V248H24ZM35 250H39L38 248L37 249H35ZM28 251V250H27ZM42 251V250H41ZM41 251H40V253H41ZM49 251H50V249H49ZM236 251H239L240 253L242 252V250H241V247H238V249H236L235 250V252ZM259 251H261V250H259ZM1 252V251H0ZM5 252H7V251H5ZM10 252H12V251H10ZM14 252V251H13ZM46 252V251H45ZM16 253V252H15ZM48 254L50 253V252H47ZM237 253V252H236ZM2 254V253H1ZM0 254V255H1ZM12 254V253H11ZM16 254H19V255H16V256H19L18 258H16V260H17V262H18V264H27V263H29V260H30V256H29V253L28 252H26V251H21V249L16 253ZM43 254V253H42ZM41 254V256H43ZM51 254V253H50ZM15 255V254H14ZM4 256H5V254H4ZM3 256V257H4ZM13 256V255H12ZM46 256V255H45ZM69 256V257H68ZM226 256H228V254L226 255ZM2 257V256H1ZM8 257H9V255H8ZM15 257V256H14ZM48 257V256H47ZM49 257H51V255L49 256ZM49 257L47 258V260L49 259ZM9 258H11V256L9 257ZM13 258V257H12ZM44 258V257H43ZM180 258H182V259H180ZM232 258H234V257H232ZM14 259V258H13ZM55 259V258H54ZM177 259H179V260H177ZM235 259V258H234ZM5 261L7 260L6 258L4 259ZM35 260V259H34ZM45 260H46V258H45ZM1 261V260H0ZM4 261V262H5ZM9 261H12V259L10 260L9 259ZM14 261H15V259H14ZM42 261V260H41ZM50 261H52V259L50 260ZM58 261V260H57ZM56 261V262H57ZM1 262H3V258H2V261ZM0 262V263H1ZM7 262V261H6ZM47 261H45V263H46ZM62 262V261H61ZM244 262V261H243ZM242 262V263H243ZM14 263V262H13ZM42 263L43 264H45L43 261H42ZM53 263V262H52ZM60 262H58V264H59ZM63 263V262H62ZM3 264V263H2ZM5 264V263H4ZM10 264H12V262L10 263ZM15 264H17V263H15ZM48 264H50V262H48ZM54 264V263H53Z\"/></svg>",
  "mask_w": 264,
  "mask_h": 264
},
{
  "label": "crops",
  "instance_id": "obj_3",
  "mask_svg": "<svg viewBox=\"0 0 264 264\" xmlns=\"http://www.w3.org/2000/svg\"><path fill=\"white\" fill-rule=\"evenodd\" d=\"M81 134V132L79 131V132H77V134ZM75 138V137H74ZM73 138V139H74ZM79 137H77V138H75V145L73 146V147H69V148H67L66 150H72L73 151V153L74 154H76L75 156H73V157H76L75 159H78L79 160V162H78V160H74V158H73V160L74 161H72V159H70V158H67V161L65 162V164H67V165H73V166H79V165H81L82 166V164L84 163L85 165H88V164H90V165H92L93 163H97V162H92V161H89L88 163L87 162H83V161H80V160H82V155H81V150H82V145H83V143L82 142H80L79 140H80V138L78 139ZM80 143V144H79ZM49 146L50 147H48L49 149H47V150H52V149H54V147H52V145L51 144H49ZM79 146V147H78ZM92 145H90V149H92V148H96V147H91ZM84 148H87V147H84ZM69 152V151H68ZM68 152L66 151V156H68L69 155V157H70V154H68ZM78 154V155H77ZM73 155V154H72ZM86 158V157H85ZM91 158V157H90ZM72 161V162H71ZM76 161V162H75ZM73 162H75V164L73 163ZM83 162V163H82ZM69 163V164H68ZM72 163V164H71ZM78 163V164H77ZM108 164H113V161L112 162H107ZM106 163V164H107ZM98 164V163H97ZM90 181V180H89ZM94 181V180H93ZM96 182H97V180H96ZM95 186H97V184L95 185ZM64 192H66V194H68L69 196H66V197H64V199L61 201V204H62V202H64L63 203V210H64V214H66V216L67 217H70V216H72V217H70V218H67V217H64V218H66V219H69L71 222H72V224L74 225V223L76 222V223H81V225H88V227H90L91 226V224H94L93 222H98L99 220H98V217H99V215H100V212H102V210H99V208H101L103 205H102V202L101 201H98V199H95L96 197H94L95 196V194L94 193H92V192H90L87 196L89 197H87V198H83L82 197V194H84L83 193V191L81 190V191H78V192H80V194L79 193H77V196H76V191L75 190H65ZM63 192V193H64ZM70 192V193H69ZM75 193V195H73ZM65 194V195H66ZM87 193H85V195H86ZM81 197H80V196ZM85 195H83V196H85ZM90 195V196H89ZM76 198H81L80 200L78 199V200H76ZM83 198V199H82ZM92 198H93V200H92ZM91 199V200H90ZM105 199H108L107 198V196H106V198ZM95 200V202H93ZM73 202V203H72ZM71 205H70V204ZM76 203H79V204H76ZM104 203V202H103ZM109 203H111V204H109ZM66 204V205H65ZM107 205H110L109 207H110V211H108L107 210V213H110V212H113L112 211V209H113V202L112 201H110V202H108V203H106ZM77 205H80V206H77ZM81 205H83V206H81ZM92 205V206H91ZM100 205H102V206H100ZM90 207V208H89ZM108 207V206H107ZM53 208V207H52ZM88 208L89 209H92V210H88ZM34 210H35V208H34ZM53 210H55V208H53ZM86 211V212H85ZM34 212V211H33ZM97 214H99V215H97ZM49 215H51V213L49 212ZM87 215H89L90 216V218H91V220L92 221H89V222H87V219H84L85 217H87ZM50 219L51 218H53V217H49ZM63 218V219H64ZM99 218H101V217H99ZM54 219V218H53ZM55 219H54V221H52L53 223H55ZM59 221L61 222L62 221V219L59 217ZM52 225H55V224H52ZM52 227V226H51Z\"/></svg>",
  "mask_w": 264,
  "mask_h": 264
},
{
  "label": "built area",
  "instance_id": "obj_4",
  "mask_svg": "<svg viewBox=\"0 0 264 264\" xmlns=\"http://www.w3.org/2000/svg\"><path fill=\"white\" fill-rule=\"evenodd\" d=\"M120 73L126 78H130L133 76V71L127 66H121Z\"/></svg>",
  "mask_w": 264,
  "mask_h": 264
}]
</instances>
